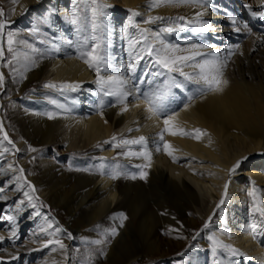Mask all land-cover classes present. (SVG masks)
<instances>
[{
	"label": "bare ground",
	"instance_id": "6f19581e",
	"mask_svg": "<svg viewBox=\"0 0 264 264\" xmlns=\"http://www.w3.org/2000/svg\"><path fill=\"white\" fill-rule=\"evenodd\" d=\"M151 2H6L9 25L5 32L11 29L17 32H31L30 28L39 30V26L45 27L40 19L47 17L45 23L49 25L51 35L48 43H45L48 52L31 62L27 84L22 85L21 89L26 90L31 84L40 81L57 86L62 83H79L80 87L75 91L61 92L58 88H46L50 93L55 91V98L59 99L58 106L63 105L62 112L55 118L58 120L57 137L60 142L67 141L66 145L70 149L88 151L99 148L100 158H104L101 164L105 167L89 179L84 194L77 198L74 209L77 219L72 217L71 220L81 224L79 228L55 225L41 205L46 195L38 191V181L28 175L30 164L22 152V131H26L25 126L17 118L13 121L9 119L11 105L4 101V93L10 87L7 83L9 78L0 61V72L5 78L3 90H0V124L3 129L0 131V152L3 153L0 156V188L4 189L0 194V210L3 208L2 198H11L20 203L18 214L23 217L20 225L13 228V221L6 219L11 215L4 213L0 218V237H4L0 240V264H20L23 257L25 264H76L75 258L88 259L87 253H91V250L102 249L108 251L107 259L111 264H134L147 259L158 264L163 260H174L178 251L188 245L200 222L202 225L208 224L204 243L209 240L213 246L215 238L246 253L243 259H233L226 250L217 248L226 253V264H264V226L260 224L262 218L259 213L254 211L256 207L264 208V17L254 15L264 11L261 6L264 0H200L199 3H181L177 0L157 8H151ZM104 4L113 7L105 9L107 16L98 21L102 27L93 32L91 10ZM130 10L140 15L133 16ZM73 12L78 19L76 25L65 19V16ZM197 13H202V16L198 18ZM149 16H182L193 21L199 19L207 23L210 29L208 32L191 31L194 25H190L183 32L168 35L167 40L182 48L192 44L204 45L206 47L202 51H216L221 59L227 58L230 50L234 53L227 59L224 79L229 83L222 92H205L200 95L194 85H189L183 91L173 89L174 95L165 101L167 115L175 117L178 127L192 133L175 136L164 133V141L172 145L173 155L178 158L175 161L164 151L163 142L159 141L157 135L164 128L165 117L149 113L142 95L162 87L165 77L145 75L154 71L150 68V59L141 60L134 74L125 71L126 65L134 59L132 54L143 46L140 29L136 28V24L151 31L169 26L167 21L145 24L144 20ZM93 35L99 37L101 47L113 58V70L102 74H122L129 79L127 90L133 95L126 101V112L121 113L123 105L118 104L115 97L105 96L99 91L93 83L96 79L95 71L79 57L80 52L89 51L95 43L91 39ZM36 36L41 39L37 33ZM135 41H140V44H135ZM236 45H239L238 49ZM135 86L139 87V93ZM34 97L37 96L34 94ZM39 118L33 116L34 120ZM195 129L204 130L206 134L195 139ZM14 131L18 135L16 140L12 136ZM4 133H7V141L3 139ZM114 135L117 137L114 143L117 144L121 139L145 136L147 151L152 154L150 166L149 161L143 157L123 155L137 177L126 178V192L121 187L120 178H111L113 156L118 154L117 149L138 152L142 146L114 147L111 142ZM157 143L159 151L156 150ZM5 148L9 151L4 152ZM238 160L241 161L240 166L230 173L229 170ZM9 165L12 167L9 168ZM136 165L141 167L137 168ZM19 168L24 169L23 174L18 171ZM141 171L147 173L145 179L140 178ZM21 175L23 179H20ZM29 183L35 192L31 191ZM225 183L228 184L226 195ZM254 189L255 200L249 195ZM25 192L33 197L31 201L24 195ZM222 197L224 203L220 204ZM93 198L97 202L95 210L88 216L87 224L104 218L112 228H117L118 235L111 236V242L103 246L81 248L78 246L79 239L85 235L84 229L88 225L78 220V212L90 205ZM127 201L133 204L134 210L131 219L125 220L121 227L119 219H112L116 215L112 210ZM176 212H180L183 217L192 212L197 219L180 218ZM216 214L218 217L214 219ZM209 217L212 219L209 220ZM252 225H256L255 231ZM26 226H31L28 235L25 239H19V231ZM57 228L62 231L56 233ZM73 231L78 234L74 236ZM69 233L72 239L68 238ZM48 240L64 243L67 255L58 245H55L56 251H52L53 245L44 247ZM77 248H81L79 253L76 252ZM8 252L10 254L5 255ZM77 254H80L79 257ZM190 258L192 251H189L186 261Z\"/></svg>",
	"mask_w": 264,
	"mask_h": 264
},
{
	"label": "rangeland",
	"instance_id": "374dc122",
	"mask_svg": "<svg viewBox=\"0 0 264 264\" xmlns=\"http://www.w3.org/2000/svg\"><path fill=\"white\" fill-rule=\"evenodd\" d=\"M7 1L8 0H0V8L4 10L5 16L3 18L5 19L8 18ZM40 20L45 24V27H38L40 32L38 31L37 34L40 35L41 39L37 38L36 33L32 34V28H30L31 32H17L13 29L9 30L19 34L17 37L18 40L26 41L25 44L16 45L15 60H12L11 54L7 52V38L5 36V58L1 62L5 66V72L9 78L7 79V83L10 87H8L4 93V101L6 104L8 103L11 105L9 119L13 121L17 118V121H21L25 126L26 131H22V133H24L22 137L24 142L22 145V152L30 164L28 167V175L38 181V191L46 195L45 200L42 201V207L47 210L51 221L58 227L66 226V228H69V226L73 225V227L79 228L81 224L71 219L72 217L77 219L74 209L76 208L77 198L85 192L86 183L92 176H96L101 171L100 149L94 148L88 151L85 149H70L66 145L67 141H59L56 124L58 120L55 118L60 115L63 109L58 106L59 99L55 98L57 93L55 91L50 93L44 87L45 84L43 81L31 84L26 90L21 89L22 85L27 84L26 77L31 71V62L36 61L48 52L45 43H48L47 40L51 38L48 28L49 25H46L44 19ZM29 45H31V47H29ZM9 61H11L10 64L8 63ZM34 94L37 96L36 98ZM101 100L104 101V99ZM53 101H55V103H53ZM48 113H53L55 118L49 119ZM34 115L40 118L34 120ZM14 126L16 127L17 124L15 123ZM12 136L14 140L18 139V135L15 131L12 132ZM29 146L35 149V151H29ZM122 152V149H117L118 154L113 156L112 162L114 163L113 169L119 165V171L122 174L118 179L120 178L121 187L124 192H126V178L135 174H133V169L125 162ZM5 197H7V195H5ZM95 199L96 198H93L90 205L81 208L78 212L80 215L78 220L84 221L86 226L88 225V216L95 210L97 202ZM1 203L3 208L0 210V218L4 213L9 214L15 218L12 228L19 226L23 219V217L18 214L20 203H17V200L4 197ZM133 210V204L127 201L123 202L112 211L116 214L124 213L128 217L127 220H130ZM176 214L180 218L183 217L180 212H176ZM217 217L218 215L216 214L214 219ZM183 218L197 219L192 212H188ZM111 226V224L104 221V218L94 220L92 224H89L85 229L83 228L85 230V235L79 239L80 244L78 246L81 248H85L86 246L93 248L97 246V244L92 243V241L99 238L105 239L106 234L107 238L110 237L109 240L111 242ZM30 228L31 226H26V228L19 231V239H25ZM207 228L200 222L197 229L193 231L188 245L178 251L174 256V260H163L158 264H180L179 262H183V260L185 261L183 264H209L211 262V264H218L217 262L226 264L225 252H221L220 249L214 252L213 246L209 243V240H207L208 243H204L203 237H205L207 233ZM197 231L198 233L195 236ZM77 234L76 231H73L74 236ZM81 248H77L76 252L79 253ZM189 251H192V258L186 261ZM105 252L106 255H101V251L91 250V253H87L88 259L81 257L80 259L75 258L74 260H76V264H111L107 259L108 251ZM9 254V252L5 253V255ZM79 255L80 254H77V257H79ZM216 258H218V261H216ZM155 263L156 262L147 259L146 261L135 262L134 264ZM20 264H25L24 257Z\"/></svg>",
	"mask_w": 264,
	"mask_h": 264
},
{
	"label": "snow or ice",
	"instance_id": "6c2138e0",
	"mask_svg": "<svg viewBox=\"0 0 264 264\" xmlns=\"http://www.w3.org/2000/svg\"><path fill=\"white\" fill-rule=\"evenodd\" d=\"M17 0H12V3L15 4ZM94 2V0H93ZM177 0H152L150 3L151 8L160 7L161 4L167 3H175ZM181 3L191 2V3H199L200 0H179ZM264 7V3L261 5ZM113 7L112 5H98L97 7L92 8V30L96 32L98 29L102 27L101 23L98 21L102 17L107 16V12L105 9H109ZM14 11V9H13ZM132 11V10H130ZM133 16L140 15V13L132 11ZM197 17H201L202 13H197ZM254 15H259L264 17V11L259 13H254ZM4 10L0 8V61H3L5 58V36L7 43V52L11 54L12 60L16 59V45L17 44H25L26 41L18 40V33L14 31H7L5 29L9 25V21L5 18ZM66 20H69L73 25L78 24V19L73 12L69 16H65ZM45 22L47 17L44 18ZM156 21L161 22H169V26L167 27H159L156 31H151L149 28H141L139 24H136V28L140 29L141 40L143 41V46L140 47L138 52H134L132 55L134 57L133 60H130L129 63L125 67V71L127 73L134 74L137 66L139 65L141 60L150 59L151 64L150 68L154 69V71H150L149 73H145V75H152L154 77H165V81L162 87L157 88L152 92H144L142 93L148 107L147 111L155 116H164L163 124L164 128L157 134L159 137V141L163 142L164 151L172 157L175 161L178 158L173 155V147L167 141H164V133L168 132L170 135H191L192 133L185 131L183 128L178 127L175 124V117L171 115H167L165 101L172 95L173 89L185 90L189 85H194L196 91L203 95L205 92H222L224 87L229 83L227 79H224V71L227 67V59L231 57L234 53L230 50L228 52V57L221 59L219 53L216 51L205 52L202 49L206 46L200 44H192L190 47L182 48L179 44H172L167 40V36L176 32H183L186 29L190 28V25H194L190 28L191 31L194 32H208L209 26L205 22H200L199 19L196 21L188 20L185 17H163V16H149L146 20H144L145 24H152ZM131 23V20L129 21ZM233 24L236 23L235 20L232 21ZM39 30L37 28L32 29V34L37 33ZM237 32L240 31L239 28L236 29ZM250 31V29H249ZM95 43L90 46L89 51H84L79 53V57L84 60V63L90 68L93 69L96 73V79L93 81L99 89L101 93L108 97H115L118 104H122L121 113L126 112L128 110L127 99L133 95L132 92L128 91L129 79H127L122 74H114V75H104L102 73H108L113 70L112 60L113 58L106 52L104 48L101 47V42L98 36L93 35L91 38ZM135 44H140V41H135ZM31 47V45H29ZM55 47V45H54ZM236 49L239 48V45L235 46ZM57 50H59L57 48ZM9 64L11 61L8 62ZM4 74L0 72V90H3L4 87ZM45 88H58L61 92L75 91L80 87L79 83H62L57 86L54 83H46L44 85ZM136 87V92L139 93L140 89L138 86ZM191 99V97H189ZM55 103V101H53ZM60 107H63L61 105ZM48 118H55L53 113H48ZM0 131H3L2 124H0ZM131 131V129H129ZM195 139H200L202 135H205L206 132L201 129H195ZM4 140H8L7 133H4ZM117 140V137L114 135L111 138V142H113L114 147H123L126 145H141V151H126L123 152L124 156L131 157H143L149 161H151V152L147 151V138L145 136H140L135 139H121L119 143H114ZM11 144V141H8ZM105 143H110V141H105ZM13 147H15L13 145ZM99 147V145H98ZM157 151L160 150L159 143H157ZM9 151V149L5 148L4 152ZM19 151V149H16ZM29 151H35V149L29 146ZM3 153L0 152V156ZM104 158H101L103 160ZM241 161L238 160L229 170L231 172H235L236 169L240 166ZM12 166L9 165V168ZM104 164L100 165L101 171L104 169ZM135 167L140 168V165H136ZM2 171V169H0ZM18 171L23 174L24 169L19 168ZM122 173L119 171V165L116 166L115 169L110 173L112 179H117ZM147 173L141 171L140 178L145 179ZM131 179H136V175H132ZM20 179H23L21 175ZM29 188L32 192H35V188L29 183ZM225 195L227 194L228 184L224 185ZM4 191L3 188H0V194ZM24 195L28 198L29 201L33 199V197L29 194V192H25ZM250 196L255 200V189L249 193ZM38 199V197H37ZM224 203L223 197L221 198L220 204ZM220 204L217 205V208L220 207ZM35 207V205H33ZM255 212L259 213V216L262 218L260 224L264 226V208L256 207L254 209ZM7 220L13 221L15 220L12 216H7ZM112 219H119V225L122 227L124 221L128 219L127 215L124 213H118L112 217ZM212 218L209 217V220ZM51 227V225H49ZM205 228L208 227V224L205 223ZM253 231L256 229V225H252ZM41 231H47V229H41ZM62 231L57 228L56 233ZM13 236H15V231H13ZM49 235H54V233H49ZM110 235L112 237L118 235L117 228H112L110 230ZM68 238L72 239L71 233L68 234ZM4 237H0V240H3ZM110 242L107 238V234L105 239H97L92 241V243L97 245H105ZM49 245H53L52 251H56L57 248L55 245L59 246L60 250H63L65 255L66 245L62 243L60 240H48L47 244L44 247H48ZM217 248L224 249L227 251L228 255L233 259L239 257L243 259L246 256V253L241 252L239 249L223 244L222 242L213 238V251L215 252ZM101 255H106V252L101 250ZM2 259V258H0Z\"/></svg>",
	"mask_w": 264,
	"mask_h": 264
}]
</instances>
